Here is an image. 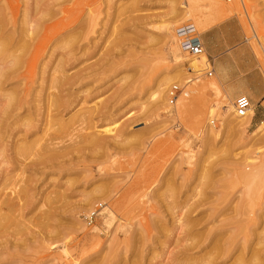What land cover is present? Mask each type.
<instances>
[{"label": "rangeland", "instance_id": "rangeland-1", "mask_svg": "<svg viewBox=\"0 0 264 264\" xmlns=\"http://www.w3.org/2000/svg\"><path fill=\"white\" fill-rule=\"evenodd\" d=\"M41 9L55 37L40 63L52 67L71 50L66 74L86 78L73 89L79 104L57 119L95 116L58 133L51 148L66 154L45 163L32 154L48 142L49 114L0 117L1 198L24 190L1 235L0 264H264V142L256 135L264 98L251 103L240 131L226 119L238 97L206 75V58L190 69L197 57L179 45L183 35L204 37L232 19L233 41L264 80V0H201L189 9L180 0H0L1 41L27 19L41 20ZM18 85L3 83L0 114ZM173 86L185 95L170 102ZM27 122L37 125L35 135L25 133ZM96 205L87 227L84 216Z\"/></svg>", "mask_w": 264, "mask_h": 264}, {"label": "bare ground", "instance_id": "bare-ground-1", "mask_svg": "<svg viewBox=\"0 0 264 264\" xmlns=\"http://www.w3.org/2000/svg\"><path fill=\"white\" fill-rule=\"evenodd\" d=\"M200 1L201 0H180V4L185 9H189V8L196 7ZM36 8H35V10H36ZM41 11H42V9H41ZM46 14H48V13H46V11L43 10L41 13V16L43 18H41V20L30 21L31 19H27L24 22L21 21L22 24L19 25L18 31L15 30L14 34H9V35L5 34V36H4V34H2L3 35L2 41H1V37H0V91H1V87H3V83L6 81H9V80H13L14 83L20 82V85H18L16 87V89H19L20 86L22 87L19 90V93H18V91H16V89L11 88V90L13 89L12 94H10V91H9V95H7L8 93L6 94L7 96L5 94L3 95L4 97L6 96L5 97L6 103L4 104V107L2 108L3 110L0 114L1 122L3 123V120L6 121V119L10 118L11 115H13L12 112H16V111L20 112L21 110L25 111L27 114L28 111L32 109L33 110L32 113L38 114V113H40L39 111L41 109H44V111H46L49 114V116L47 115L50 118L49 121L45 122L44 121L45 119L43 120L46 123V126L48 127V129H46V127H45L44 130L46 131V133L50 132L49 133L50 135H48L49 138L47 139L48 142L45 141L47 143L44 146H41V148H39V150H38L39 152H35L32 150L33 151V154H32L33 157L37 156V159H38L36 163L53 162V161H57L59 158H62L63 156H65V154H66L65 152H57L55 150H52V148H51V146H54L53 141L57 139L56 135L58 133H61L62 131H65L69 124L74 125V124H78V122L81 124L89 123L94 119L93 117L95 116V115H93V113H90V111H89V113H87V114L86 113L80 114L79 117L76 119L75 118L69 119L67 121L57 119V118H59L60 112L62 114L64 112L67 114L69 111L74 109L77 106V104H79L77 102L78 99L76 100V98L73 95V89L78 83H81L83 81V79H86V78H82L84 73H82V74L77 73L78 75H75V76L66 74L64 68L67 65L66 64L67 60L65 61L64 59L68 58V60H69V57L72 56L71 50H65L64 52H62V54L59 55L60 60L56 59V63L52 67L48 66L47 63L46 64L40 63V58L43 56V52H44V51L42 52V50L44 48L43 47L44 44L47 45L48 41L51 40L53 37H55V35L52 34L51 38L49 39L52 31L51 32L47 31L48 28L43 27L41 24V22H43L45 20ZM47 20H49V19L47 18ZM65 20H61L57 24L58 26H61V30L66 27L65 24L63 23V21L66 23L67 20L66 21ZM45 22H46V20H45ZM1 26H2V23H1ZM38 26L39 27L41 26L40 27L41 29L39 28V30H38ZM16 29H17V27H16ZM42 29H43V32L40 33V31ZM3 31L4 30H2V32ZM57 33H56V36H57ZM184 36H187V35H183V36H181V38ZM72 40H75V39H72ZM70 42H71V40H70ZM72 44H73V41H72ZM11 50H12V53H16L17 51H19L20 53L19 54H10ZM52 54H53V52H50V55H52ZM199 56H197V58H195V59H191L190 61H188L189 65H190L189 68L190 67L194 68L195 65L197 63H199L201 59H205V56L203 55V53ZM64 57H66V58H64ZM6 58L9 60H7ZM5 60H7V61L5 62ZM36 69H37V74L35 76H37L36 82H38V83L35 82L37 84V86L36 85L35 86L37 88V91L32 93V89H30L31 88L30 86H31V83H33V80H34L33 78H35L34 72ZM198 70H200V69H198ZM7 83H6V85H7ZM28 84H30V86ZM30 93H32V96ZM154 95H155V93H154ZM158 95H159V93H158ZM28 96L31 97L30 102H29V100L27 101ZM157 100H160L159 96L157 97ZM233 111L234 110L232 109V106H230L228 109V114L226 115L227 116L226 119L234 120V118H235L236 122H238V125L240 126L239 130L242 131L250 123V119L253 116V108L251 106L248 114L243 118H236L234 116ZM51 113H53V114H51ZM33 115H35V114H33ZM47 116H46V118H47ZM25 118H26V116H25ZM22 121H24V120H22ZM1 122H0V124H2ZM35 122H37V121H35ZM20 124H22V123L20 122ZM262 124H263V122L257 128L256 135L259 136V138L262 139V141L264 142V125H262ZM15 126H14V128H15ZM24 127H25L24 130L26 131L25 133L28 135L33 136L38 132V127H37V125H35V123L31 124V123L27 122V124H25ZM2 129H3V127H2ZM24 130H23V132H24ZM45 131H44V133H45ZM207 133H206V135H209V137L212 135L214 136V133L211 129L208 130ZM85 141L91 145H98L99 144V140L96 138H87ZM80 143H82V142H80ZM32 144L33 143L25 144L23 147L20 148V150H19V148L17 150L19 152H21L20 154L22 155V153L28 152L34 145H36V144H33V145ZM0 146H1V143H0ZM19 146H20V144H19ZM38 146H40V145H38ZM84 146H85V144H84ZM4 150H5V148H4ZM15 152H17V151H15ZM18 154L19 153L17 152L16 155H18ZM20 154H19V156H20ZM14 155H15V153H14ZM12 156H13V154H12ZM23 157H21V158H23ZM16 162H17V160H16ZM30 165L34 166L35 162L31 163ZM18 172L20 175V171H18ZM14 180H15V178H14ZM10 183L11 182H9V185H10ZM13 183H15V181ZM2 187H3L2 190L4 191L5 190L4 186H2ZM13 191H14V189H13ZM0 193H2V192H0ZM21 193H24V190L21 192L19 191L18 193L16 192L14 198L10 197V196L8 197L5 194L1 198L2 194H0V239H1V235L4 233V231H6L5 223L10 222V224H11V221H12L11 218H12V216L14 217V215H13L14 212H18L20 210L18 207V204L16 203L15 200L19 199V196ZM108 210H106V217L110 216V211H108ZM14 218H16V217H14ZM13 221H14V219H13ZM0 245H1V242H0ZM1 251H3V250H1Z\"/></svg>", "mask_w": 264, "mask_h": 264}, {"label": "crops", "instance_id": "crops-1", "mask_svg": "<svg viewBox=\"0 0 264 264\" xmlns=\"http://www.w3.org/2000/svg\"><path fill=\"white\" fill-rule=\"evenodd\" d=\"M233 22L230 19L198 38L213 73L228 94L232 98L246 96L251 103L258 105L264 98V80L249 51L233 41ZM255 113V117L263 116L258 108Z\"/></svg>", "mask_w": 264, "mask_h": 264}, {"label": "built area", "instance_id": "built-area-1", "mask_svg": "<svg viewBox=\"0 0 264 264\" xmlns=\"http://www.w3.org/2000/svg\"><path fill=\"white\" fill-rule=\"evenodd\" d=\"M224 1L226 3L231 2V0H224ZM179 45H180L181 50H183L185 54H188L191 57H197L201 55L202 53H204L200 39L197 36H192V35L184 36L180 39ZM208 68L209 70L206 73V75L208 77H211L213 74V69L210 65V62L206 60V69ZM181 93L185 95L184 92L182 91V88H179L178 86H173L172 89L168 93L170 102H173V100H175L178 95H181ZM250 108H251L250 100L246 96H239L235 100L234 105H233L234 116L236 118H243L248 114ZM100 209H101V206L96 205L94 206V208L90 210V212H88L86 216H84V219H83L84 224L87 227H91L93 225L94 220L99 215Z\"/></svg>", "mask_w": 264, "mask_h": 264}]
</instances>
